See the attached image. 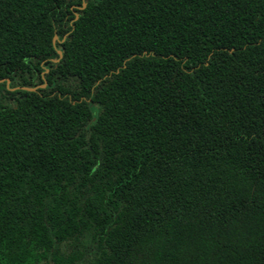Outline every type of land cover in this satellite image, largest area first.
<instances>
[{"label": "trees", "instance_id": "trees-1", "mask_svg": "<svg viewBox=\"0 0 264 264\" xmlns=\"http://www.w3.org/2000/svg\"><path fill=\"white\" fill-rule=\"evenodd\" d=\"M2 79L0 264H264V0H0Z\"/></svg>", "mask_w": 264, "mask_h": 264}, {"label": "water", "instance_id": "water-1", "mask_svg": "<svg viewBox=\"0 0 264 264\" xmlns=\"http://www.w3.org/2000/svg\"><path fill=\"white\" fill-rule=\"evenodd\" d=\"M86 5V3H84V6ZM58 40V35H56L55 37H54V43L56 42ZM59 54H62V51H60L59 50ZM4 81V79H2V80H0V82H3ZM7 82L8 83H10V80L9 79H7ZM18 88V87H17ZM20 88H24V89H27V90H31V91H35L37 88H28V87H20ZM13 89H15V88H13Z\"/></svg>", "mask_w": 264, "mask_h": 264}, {"label": "rangeland", "instance_id": "rangeland-1", "mask_svg": "<svg viewBox=\"0 0 264 264\" xmlns=\"http://www.w3.org/2000/svg\"><path fill=\"white\" fill-rule=\"evenodd\" d=\"M46 86H47L46 84H40L39 85L40 88H46Z\"/></svg>", "mask_w": 264, "mask_h": 264}]
</instances>
